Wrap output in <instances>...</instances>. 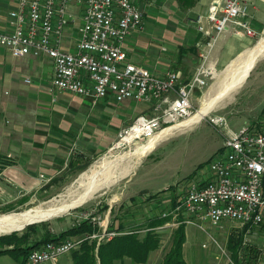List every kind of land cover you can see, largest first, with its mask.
<instances>
[{"label":"built area","instance_id":"built-area-1","mask_svg":"<svg viewBox=\"0 0 264 264\" xmlns=\"http://www.w3.org/2000/svg\"><path fill=\"white\" fill-rule=\"evenodd\" d=\"M253 1L222 0L209 4L206 17L212 32L197 26L209 38L199 65L186 82L174 69L155 75L125 62V38L143 27V11L134 0H17L8 11L5 29H0V47L14 57L47 56L52 61L51 85L60 91L93 101L111 94L116 101L149 105L150 115H137L118 133L114 145L118 147L149 138L191 114L195 89L205 84L203 77L216 73L215 63L209 58L219 35L231 27L244 35L257 33L248 15ZM77 24L78 38L68 44ZM24 81L30 82L28 78ZM213 122L222 123V119ZM222 147L225 153L210 161L208 178L189 181L174 208L175 214L181 216L183 223L203 230L200 221L212 226H220L226 220L240 227L264 224V131L248 126L238 133L228 131ZM114 234L103 230L98 240ZM80 241L48 242L31 250L25 264H55L59 256L69 253Z\"/></svg>","mask_w":264,"mask_h":264},{"label":"rangeland","instance_id":"rangeland-1","mask_svg":"<svg viewBox=\"0 0 264 264\" xmlns=\"http://www.w3.org/2000/svg\"><path fill=\"white\" fill-rule=\"evenodd\" d=\"M134 2L143 11V27L132 31L125 38L123 42V48L127 52L125 62L144 66L152 74L162 75L167 70L174 69L167 60L173 50L175 55L181 53L176 43H181L186 36V26L191 24L189 20L191 13L182 9L177 0H134ZM8 10V7H1L2 12ZM183 27L186 32H183ZM232 28L234 27L230 30ZM78 34L77 24L72 35L69 36L68 44H73ZM136 36L139 38V43H136ZM262 36L264 33H256L252 45ZM192 57L195 60L192 67L195 69L200 62L193 54ZM209 59L211 63H215L216 73L212 77H203L205 84L197 87L192 95L190 116L179 122L187 120L201 107L209 104L230 80L227 67L216 65V60L212 59L211 55ZM262 63H264V55L257 59L240 87L216 100L200 122L174 130L172 134L159 141L152 151L134 165L129 174L111 186L99 190L90 199L68 212L50 220L31 223L29 225H34L33 228L24 227L16 230L17 233L28 232L29 240L33 241L44 232L58 233L78 224L82 219H88L92 224L97 225L100 233L103 230L115 233L122 230L143 233L150 229L149 217L159 213L163 216L165 213L168 217L166 222L170 224L165 223L159 228L156 233L160 236L159 246L149 253L146 263H135L125 258L114 264H161L170 248L174 230L178 227H183L185 233L183 247L189 264H264V224L248 227L245 232L239 224L229 220L224 221L220 226H212L208 221H200L204 226L203 230L194 224L178 223L181 216L175 214L174 209L179 204V198L184 194L189 181L207 179L210 174V161L215 156L225 153L222 146L226 132L238 133L242 127L247 126L264 131V86H262L264 79L260 77L259 72L261 70V73H264ZM154 65L159 66L157 71ZM187 76L184 75V78ZM131 105L134 106V116L140 112L145 115L151 114V109L146 103L133 101ZM216 118H221L222 123H214L213 120ZM118 133L108 147L95 151L93 157L80 167L81 171L75 179L65 185L47 187L38 190L34 195L32 193L20 195L23 192H13L10 187L6 188L0 184V215L25 211L37 205L44 206L54 198L66 199V193L76 187L80 176L103 156L113 157L123 154L144 141L143 139L116 147L114 145L118 142ZM146 211L151 213L145 216L143 212ZM230 236L234 237L233 244L229 240ZM80 239L82 240L81 236L66 238L73 241ZM9 258L12 260L8 255L0 256L3 261ZM55 264H72L70 252L59 256Z\"/></svg>","mask_w":264,"mask_h":264},{"label":"crops","instance_id":"crops-1","mask_svg":"<svg viewBox=\"0 0 264 264\" xmlns=\"http://www.w3.org/2000/svg\"><path fill=\"white\" fill-rule=\"evenodd\" d=\"M214 1L222 0H197L186 9L191 13L192 25L187 24L183 41H176L181 53L175 55L172 49L167 60L183 82L188 81L196 69L192 67L195 62L192 54L201 61L209 36L198 31L197 26L200 24L212 32L206 15L209 4ZM16 3L17 0H0V29H5L8 11ZM1 7L9 10L2 12ZM248 15L256 32L264 33V0H254ZM185 30L183 27V32ZM253 37L236 33L234 28L221 33L210 53L211 58L216 60V65L227 67L251 47ZM135 40L140 42L137 36ZM158 68L154 65L156 71ZM259 72L264 79V73ZM52 73V61L47 56L14 57L0 48V155L11 160L0 172V184L13 192H23L20 195H34L38 190L60 187L57 185L75 179L93 153L108 147L118 131L141 113L134 116L132 100L116 101L111 94L93 101L60 91L51 85ZM184 75L188 76L184 78ZM25 78L30 82H25ZM143 213L146 216L151 212ZM163 225L156 229L159 231ZM184 251L182 246L187 263ZM0 264L16 263L9 258L0 259Z\"/></svg>","mask_w":264,"mask_h":264},{"label":"trees","instance_id":"trees-1","mask_svg":"<svg viewBox=\"0 0 264 264\" xmlns=\"http://www.w3.org/2000/svg\"><path fill=\"white\" fill-rule=\"evenodd\" d=\"M182 9L191 7L197 0H177ZM11 163V160L0 155V172ZM167 216L160 213L148 218L150 229L143 233H133L122 230L116 232L111 238L98 240L100 232L98 226L92 224L88 219H82L78 224L65 228L58 233L44 232L33 241L29 240L28 232L17 233L12 231L0 234V256L8 255L16 264H25L28 254L33 249L41 248L48 242H61L68 237L81 236L82 240L77 247L70 251L72 264H114L116 261L129 258L135 263H146L149 253L159 246L160 236L156 235L157 226L165 224ZM180 224L182 223L179 222ZM34 225H27L25 228H33ZM249 225H245L246 232ZM96 234L94 237L92 235ZM233 236L229 240L232 243ZM239 237H237L238 239ZM236 239V240H237ZM185 242L183 227L174 230L169 250L163 257L161 264H187L182 252ZM238 242V241H237ZM233 244V243H232Z\"/></svg>","mask_w":264,"mask_h":264},{"label":"bare ground","instance_id":"bare-ground-1","mask_svg":"<svg viewBox=\"0 0 264 264\" xmlns=\"http://www.w3.org/2000/svg\"><path fill=\"white\" fill-rule=\"evenodd\" d=\"M262 55H264V36L252 47L245 50L238 58L230 62L226 68V70L229 71L230 80L228 84L225 85L224 83V88L220 89L219 92L217 91L218 94H215L216 96L211 99L209 104L201 107L187 120L177 122L149 138L144 139V141L136 144L134 148L128 152L113 157L103 156L100 161L93 164L87 172H84V174L80 176L76 187L69 189L68 193H66V199L54 198L44 206L37 205L25 211L10 212L0 215V234L21 230L31 223L50 220L68 212L70 209L90 199L99 190L111 186L113 183L129 174L134 165L137 164L142 157L152 151L159 141L165 139L170 133L172 134L174 130L200 122L211 110L216 100L221 99L222 96L240 87L248 77L257 59Z\"/></svg>","mask_w":264,"mask_h":264}]
</instances>
